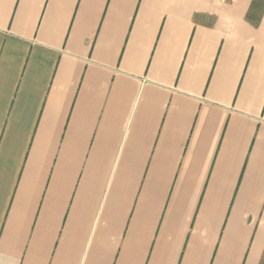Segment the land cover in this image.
Returning <instances> with one entry per match:
<instances>
[{"label":"crops","instance_id":"obj_1","mask_svg":"<svg viewBox=\"0 0 264 264\" xmlns=\"http://www.w3.org/2000/svg\"><path fill=\"white\" fill-rule=\"evenodd\" d=\"M0 264H264V0H0Z\"/></svg>","mask_w":264,"mask_h":264}]
</instances>
